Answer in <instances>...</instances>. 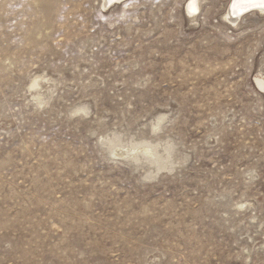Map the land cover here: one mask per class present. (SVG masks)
<instances>
[{
    "label": "rangeland",
    "instance_id": "rangeland-1",
    "mask_svg": "<svg viewBox=\"0 0 264 264\" xmlns=\"http://www.w3.org/2000/svg\"><path fill=\"white\" fill-rule=\"evenodd\" d=\"M108 2L0 0V264H264V14Z\"/></svg>",
    "mask_w": 264,
    "mask_h": 264
},
{
    "label": "bare ground",
    "instance_id": "bare-ground-1",
    "mask_svg": "<svg viewBox=\"0 0 264 264\" xmlns=\"http://www.w3.org/2000/svg\"><path fill=\"white\" fill-rule=\"evenodd\" d=\"M127 1H130V0H113L112 4L110 3L112 1L105 3L103 5V9H107L110 6L112 7L113 4L114 5L120 4V3L125 4ZM200 2H201V0H188L186 7H184V13L186 11L185 15L187 14L191 20L195 19L199 15L200 6H201ZM251 10H249L247 12H250ZM256 11H257V14H262V15L264 14V10L256 8ZM230 12H231V10H228L227 15H225L224 17H225V20L230 21V24L232 26L235 25V23L237 22L238 19H241L243 17V15H245V13H247V12H244L241 15H237L235 17V16L231 15ZM39 79H41V78H39ZM39 79L37 78L36 80H39ZM255 83H256L257 89L260 92H262L261 94L264 96V78L260 75L256 76L255 77ZM80 109L83 112H86V110H87L86 107H81ZM164 120H165V116H162V115L158 116L157 126L155 127L156 131L159 129V125H161ZM154 124L156 125L155 122H154ZM169 143L164 144V145L151 144L148 142L135 143L132 146V148L125 150L121 154V156L128 158L132 161H138L139 155H141L145 161H147L151 165H154L158 170L167 169L168 165L170 164V153H171V144H169ZM108 146H109L110 154L116 155L114 152L116 151L115 147L117 146V142L112 141ZM159 147L163 149L162 155H161V153L158 152ZM141 161H142V159H141ZM238 207H240V208L243 207V204L239 205Z\"/></svg>",
    "mask_w": 264,
    "mask_h": 264
},
{
    "label": "snow or ice",
    "instance_id": "snow-or-ice-1",
    "mask_svg": "<svg viewBox=\"0 0 264 264\" xmlns=\"http://www.w3.org/2000/svg\"><path fill=\"white\" fill-rule=\"evenodd\" d=\"M256 8L264 10V0H231L230 14L233 16H237ZM33 87H38V84L34 82Z\"/></svg>",
    "mask_w": 264,
    "mask_h": 264
}]
</instances>
